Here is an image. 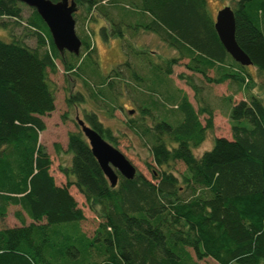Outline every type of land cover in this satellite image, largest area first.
<instances>
[{
  "label": "trees",
  "instance_id": "1",
  "mask_svg": "<svg viewBox=\"0 0 264 264\" xmlns=\"http://www.w3.org/2000/svg\"><path fill=\"white\" fill-rule=\"evenodd\" d=\"M75 2L84 50L80 56L58 51L36 10L24 21V4L0 0V26H8L2 19L25 22L37 42L32 47L24 40L0 39V219L10 207H18L15 217L21 222L0 229V264H201L205 259L264 264V99L251 91L254 81L247 68L222 45L208 1ZM232 9L236 40L252 67L264 74V0H235ZM100 19L111 31L102 26L99 34L106 41L119 38L127 57L107 75L97 64L85 28L88 20ZM141 30L157 35L178 57L155 63L152 52L139 50L127 37ZM183 60H188L189 71L209 83L237 85L221 99L232 139L216 138L213 148L200 156L195 150L214 130L215 109L207 102L197 111L170 79ZM56 61L82 80L88 99L109 117L123 108L125 92L134 95L139 106L130 110L133 115L129 111L127 124L160 168L152 180L141 173L133 180L119 175L113 188L79 128L69 134L72 162L63 169L68 182L56 184L52 159L40 143L46 131L43 117L56 110L49 79L58 72ZM211 71L217 77H210ZM88 75L101 79L95 85ZM180 78L200 96L194 77ZM240 93L245 98L235 102ZM84 101L77 93L68 104L76 107ZM202 115H207L205 125ZM98 118L93 111L81 119L116 147L112 130ZM177 162L186 167L180 177L165 169ZM73 186L101 220L91 236L83 229L86 216L71 194Z\"/></svg>",
  "mask_w": 264,
  "mask_h": 264
},
{
  "label": "rangeland",
  "instance_id": "2",
  "mask_svg": "<svg viewBox=\"0 0 264 264\" xmlns=\"http://www.w3.org/2000/svg\"><path fill=\"white\" fill-rule=\"evenodd\" d=\"M103 4H107L108 0H101ZM209 5V11L214 20H216L217 14L223 8L230 6L233 7L235 0H207ZM32 8L23 6L24 21L32 14ZM115 17L119 14L117 11L113 12ZM80 17H83L84 10L79 11ZM102 18V17H101ZM1 21L7 23V28L0 26V39L6 42H12V39L24 40L25 43L32 47H36V39L29 33L26 23L23 22L16 25L14 20L2 19ZM102 26H106L107 32L110 33L111 27L107 21L100 19L97 23H92L89 20L86 24V33L90 36V43L92 48L95 49V56L97 58V64L100 63V69L102 74H109L114 68L121 63L127 61L125 49L119 38L104 40L101 36L100 29ZM95 32V33H93ZM81 27L77 23V34L80 35ZM130 41L138 47L139 50H147L153 53L155 63H161L167 59L177 58L178 52L171 49L165 42H163L157 35L150 32L140 31L139 35L132 37V34H127ZM82 54L84 50L82 48ZM58 66V72L56 74H50L49 79L54 84V90L56 95V110L43 117V121L46 124V131L41 133L40 143L43 145L52 159L51 175L54 177L55 182L59 186L67 184L68 179L63 173V169L70 167L72 162V154L68 151V139L69 134L79 132V125L76 122V117L79 116L83 119L86 113H92L93 111L99 114V120L104 124L105 128H110L114 137L117 139V148L131 161V163L137 168L138 173L152 180L154 178V172L159 171L160 168L156 166L153 161V157L148 147L139 139V137L129 129L128 121L130 119L129 111L135 110L139 106V102L136 103L134 95L131 97L129 92H125L120 100L122 109H116L114 116L109 117L104 111L99 109L98 105L92 100H89V90L84 86L82 80L77 78L71 73H67L60 61H56ZM188 60H183L179 64L174 66L173 74L170 79L174 85L185 92L194 108L199 111L200 108L208 106L207 102L211 104L214 111V130L209 133L207 140L195 150V154L200 156L204 152L213 148L216 138L232 139L231 126L226 116L225 106L221 102V99L231 95L237 90V85H232L230 82H226L221 85L207 82L201 75L194 74L186 68ZM247 72L251 75V81L254 83L251 85V91L256 95L261 96L264 99V74L254 67H246ZM124 74L126 71L122 68ZM100 72V73H101ZM103 75V77H104ZM181 75H189L194 77L196 85L199 87L200 96L196 95V92L187 84L185 80L180 78ZM210 77H217L214 71L209 72ZM93 77V80H92ZM86 78V77H85ZM86 79H91L92 83L100 81V77L97 75H88ZM96 85V84H95ZM98 88L95 86L94 88ZM77 93H82L85 96L83 104L76 107H70L68 99ZM162 102L165 99L159 96ZM245 96L243 94L236 95L235 102L241 101ZM160 101V102H161ZM161 102V103H162ZM202 123L206 124L207 115L200 117ZM114 145V144H113ZM166 170L173 172L177 176H181L185 173L186 167L183 163L177 162L170 167H165ZM74 179H71L73 181ZM71 194L78 201L79 207L84 211L86 221L83 222V229L91 236L97 229L100 219L96 212H94L86 203L84 196L75 187H71ZM18 207H10L8 216L1 220L0 229L21 226V222L15 217V212L18 211ZM30 222L29 220L27 221ZM201 264H217L211 259H205L201 261Z\"/></svg>",
  "mask_w": 264,
  "mask_h": 264
},
{
  "label": "water",
  "instance_id": "3",
  "mask_svg": "<svg viewBox=\"0 0 264 264\" xmlns=\"http://www.w3.org/2000/svg\"><path fill=\"white\" fill-rule=\"evenodd\" d=\"M38 12L48 26L54 45L64 55L69 52L80 56L83 42L77 34V23L74 14L77 11L75 0H15ZM215 29L218 37L228 54L240 65H253L250 57L241 49L236 40L237 22L232 7L227 6L220 10L216 17ZM135 111H130L133 115ZM83 134L88 140L94 157L97 159L104 175L111 186L115 188L119 183V175L133 180L138 174L137 168L131 161L97 130L87 125L77 117Z\"/></svg>",
  "mask_w": 264,
  "mask_h": 264
},
{
  "label": "flooded vegetation",
  "instance_id": "4",
  "mask_svg": "<svg viewBox=\"0 0 264 264\" xmlns=\"http://www.w3.org/2000/svg\"><path fill=\"white\" fill-rule=\"evenodd\" d=\"M77 117H79V116H77ZM77 117H76V122L78 123V121H77ZM81 119V118H80ZM86 123V122H85ZM81 129V128H80Z\"/></svg>",
  "mask_w": 264,
  "mask_h": 264
}]
</instances>
